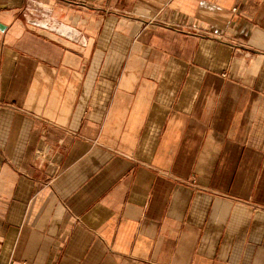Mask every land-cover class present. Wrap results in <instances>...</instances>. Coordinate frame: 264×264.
<instances>
[{
	"label": "crops",
	"instance_id": "crops-1",
	"mask_svg": "<svg viewBox=\"0 0 264 264\" xmlns=\"http://www.w3.org/2000/svg\"><path fill=\"white\" fill-rule=\"evenodd\" d=\"M0 264H264V0H0Z\"/></svg>",
	"mask_w": 264,
	"mask_h": 264
},
{
	"label": "water",
	"instance_id": "water-1",
	"mask_svg": "<svg viewBox=\"0 0 264 264\" xmlns=\"http://www.w3.org/2000/svg\"><path fill=\"white\" fill-rule=\"evenodd\" d=\"M1 28V27H0Z\"/></svg>",
	"mask_w": 264,
	"mask_h": 264
}]
</instances>
